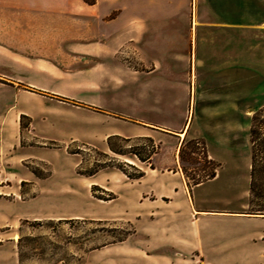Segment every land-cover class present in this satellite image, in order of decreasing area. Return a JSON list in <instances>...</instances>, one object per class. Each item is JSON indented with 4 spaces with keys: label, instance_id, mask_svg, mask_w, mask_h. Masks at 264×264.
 <instances>
[{
    "label": "rangeland",
    "instance_id": "obj_1",
    "mask_svg": "<svg viewBox=\"0 0 264 264\" xmlns=\"http://www.w3.org/2000/svg\"><path fill=\"white\" fill-rule=\"evenodd\" d=\"M178 26L189 41V17ZM196 33L199 40L200 30ZM253 36L262 38L260 32ZM26 53L30 64L15 57L8 67L22 83L14 92L23 93L14 94L13 105L20 137L0 159V264H264V105L246 118L248 145L238 150L249 156L246 170L241 154L236 162L219 161L212 155L216 147L192 132L205 115L204 98L214 92L215 82L205 81L200 70L194 86L181 71L174 81L166 73L154 78L148 101L157 93L167 106L173 98L168 117L176 123L186 109L184 86L194 92V118L179 160L195 207L215 213L196 212L191 223L184 208L141 200L143 193L161 189V176L132 179L117 168L144 171L151 158L142 161L131 151L147 156L157 147L158 158L170 157L177 143L157 128L147 129L149 135L124 136L135 129L134 116L166 117L133 112L134 99L146 95L137 82L114 85L83 61L54 64V73L39 70L33 54ZM118 58L130 74L144 70L132 49L120 50ZM108 139L124 153L113 152ZM217 170V180L209 177ZM196 181L203 184L195 187ZM123 232L130 233L115 241Z\"/></svg>",
    "mask_w": 264,
    "mask_h": 264
},
{
    "label": "crops",
    "instance_id": "obj_2",
    "mask_svg": "<svg viewBox=\"0 0 264 264\" xmlns=\"http://www.w3.org/2000/svg\"><path fill=\"white\" fill-rule=\"evenodd\" d=\"M138 2L140 0H0V114L3 113L0 116V159L3 160L6 151L12 150L15 137H20L13 105L14 94L23 93L14 92V87L22 83L8 73L15 57L20 58V64H30L24 55L27 51L36 58L39 70L53 73L54 64L67 66L83 61L90 72L108 78L114 85L125 83L127 79L137 82L139 92L146 95L134 99L135 114L166 115L162 120L134 116L130 123L135 129L124 136L149 135L147 129L157 128L176 139L170 157L158 158L159 149L147 162L141 178L161 176V189L156 193H143L141 200L149 199L160 207L184 208L185 214L192 216L189 220L192 223L198 215L196 212L215 213L195 207L196 198L189 192L179 160L180 144L191 131L194 118V92L191 86H184L186 92L189 90L186 109L183 114L179 111L182 120L176 123L168 117L173 98L167 106H163L167 103L157 93L148 101L154 91L153 80L159 73H166L172 81L181 74V78H189L194 86L199 70L205 81L213 80L214 92L203 102L205 115L192 132L207 145L216 147L212 154L215 159L236 162L241 154L238 150L248 145L246 118L264 105V0ZM186 17L190 19L189 41L178 26V21ZM197 29L200 30L199 40ZM256 32L261 33L259 41H254ZM31 47L39 51L28 49ZM127 48L133 50L144 66L143 71L130 74L126 64L119 61V51ZM19 50L23 53H18ZM177 71L182 73L178 76ZM30 125L35 129L32 118ZM219 149L220 156L217 155ZM242 157L248 170L249 156ZM219 177L220 170H217L213 179Z\"/></svg>",
    "mask_w": 264,
    "mask_h": 264
},
{
    "label": "trees",
    "instance_id": "obj_3",
    "mask_svg": "<svg viewBox=\"0 0 264 264\" xmlns=\"http://www.w3.org/2000/svg\"><path fill=\"white\" fill-rule=\"evenodd\" d=\"M85 1H92V0H85ZM253 117V116H252ZM249 133H250V136H252V134H253V129H252V127H250V129H249ZM113 136V135H112ZM109 138H110V136H109ZM125 139V138H124ZM148 140H150L151 141V138L150 137H148ZM107 143H108V145H109V147H110V149L113 151V152H115V153H119V154H123L124 152H122L121 150H117V148H115L113 145H112V143L110 142V139H108L107 140ZM153 147V146H152ZM157 151V147H153L152 148V150L150 151L151 153L150 154H148L147 156H142V155H140L139 153H137V152H135V151H131V153L133 154V155H136L140 160H142V161H146V160H148L149 158H151V155L153 154V153H155ZM117 168H119L120 170H122L126 175H127V177H129V178H132V179H136V178H140V177H142L143 175H144V171H142V170H138L136 173H134V174H131V173H128L125 169H124V167H123V165H121V164H118L117 165ZM91 173H93V172H91ZM90 173V174H91ZM215 176V172L213 171V172H211L210 174H209V177H214ZM199 182H201V181H196V182H194V184H198ZM258 213H260V212H258ZM130 232H123V234H121L119 237H117L116 238V240L115 241H122V240H124L125 239V237L129 234Z\"/></svg>",
    "mask_w": 264,
    "mask_h": 264
}]
</instances>
